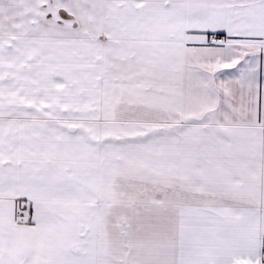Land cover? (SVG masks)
Wrapping results in <instances>:
<instances>
[{"label":"snow or ice","instance_id":"1","mask_svg":"<svg viewBox=\"0 0 264 264\" xmlns=\"http://www.w3.org/2000/svg\"><path fill=\"white\" fill-rule=\"evenodd\" d=\"M0 264H264V0H0Z\"/></svg>","mask_w":264,"mask_h":264}]
</instances>
